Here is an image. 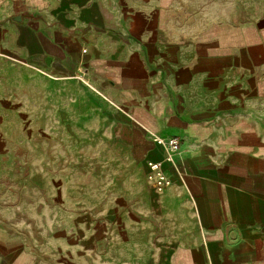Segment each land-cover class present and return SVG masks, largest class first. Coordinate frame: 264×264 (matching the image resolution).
Here are the masks:
<instances>
[{"label": "crops", "instance_id": "1", "mask_svg": "<svg viewBox=\"0 0 264 264\" xmlns=\"http://www.w3.org/2000/svg\"><path fill=\"white\" fill-rule=\"evenodd\" d=\"M262 8L0 0V116L22 134L7 143L36 147L58 176L84 162L86 176L94 163L117 176L58 189L67 213L49 223L67 247L0 219V264H264ZM155 137L181 141L161 192Z\"/></svg>", "mask_w": 264, "mask_h": 264}, {"label": "rangeland", "instance_id": "2", "mask_svg": "<svg viewBox=\"0 0 264 264\" xmlns=\"http://www.w3.org/2000/svg\"><path fill=\"white\" fill-rule=\"evenodd\" d=\"M247 4L254 10L259 9L257 1ZM261 10L264 11V8ZM0 118V219L13 222L12 228L16 230L31 228V225L35 232L43 231L45 247H52L55 243L66 247L71 245L66 235L67 227L49 223L53 221L54 213H67V210L53 208L54 202L68 201L67 195L62 194L60 197L58 189L91 185L99 191V187L113 184L117 180L115 171L110 174L112 176L101 175L99 166L94 163L93 176H86L84 172L88 163L84 162L81 163L79 171L58 176L55 172L46 170V166L43 167L36 147L25 152L22 150L24 148L8 144L7 139L12 131L6 128L2 115ZM12 136L20 139L22 134L16 131ZM99 149L100 147H93V154L99 156ZM59 165L63 167L62 163H58V167ZM42 203L49 205L42 208Z\"/></svg>", "mask_w": 264, "mask_h": 264}, {"label": "built area", "instance_id": "3", "mask_svg": "<svg viewBox=\"0 0 264 264\" xmlns=\"http://www.w3.org/2000/svg\"><path fill=\"white\" fill-rule=\"evenodd\" d=\"M153 142L161 150L163 157L161 161H150L148 163V178L153 183L155 189L161 192L172 184L167 175L166 167H173L175 165V158L181 150V141L177 138L164 139L155 137Z\"/></svg>", "mask_w": 264, "mask_h": 264}]
</instances>
